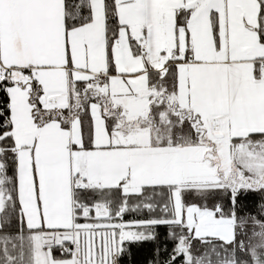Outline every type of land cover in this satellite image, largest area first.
<instances>
[{
  "label": "snow or ice",
  "instance_id": "1",
  "mask_svg": "<svg viewBox=\"0 0 264 264\" xmlns=\"http://www.w3.org/2000/svg\"><path fill=\"white\" fill-rule=\"evenodd\" d=\"M145 244L264 264V0H0V264Z\"/></svg>",
  "mask_w": 264,
  "mask_h": 264
},
{
  "label": "trees",
  "instance_id": "2",
  "mask_svg": "<svg viewBox=\"0 0 264 264\" xmlns=\"http://www.w3.org/2000/svg\"><path fill=\"white\" fill-rule=\"evenodd\" d=\"M131 218H141V216L139 215L125 216V219H131ZM157 231L159 233L158 243L162 246H166L169 250H171V248L174 245V241L167 239L168 229L166 227H160L157 229ZM152 248H153L152 244H145L143 247L137 249V255H136L137 264H147V261L151 259Z\"/></svg>",
  "mask_w": 264,
  "mask_h": 264
}]
</instances>
